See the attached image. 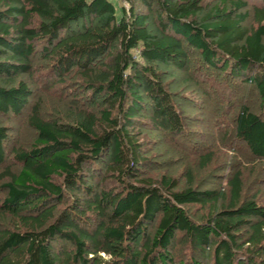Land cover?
<instances>
[{
	"label": "trees",
	"instance_id": "16d2710c",
	"mask_svg": "<svg viewBox=\"0 0 264 264\" xmlns=\"http://www.w3.org/2000/svg\"><path fill=\"white\" fill-rule=\"evenodd\" d=\"M125 1L128 10L113 0H0V113L27 109L33 92L21 77L35 74L39 56L50 66L44 87L80 73L92 106L71 122L33 108L35 141L14 148L0 173V264H264V193H248L244 171L206 189L192 171L185 186L155 179L145 173L140 130L184 134L158 66L183 70L197 51L210 76L204 92L225 105L223 141L264 162V0H221L209 10L205 0ZM221 74L226 80L213 78ZM239 81L255 87L260 106L232 101ZM7 139L0 126V164ZM194 205L208 211L197 217Z\"/></svg>",
	"mask_w": 264,
	"mask_h": 264
},
{
	"label": "rangeland",
	"instance_id": "374dc122",
	"mask_svg": "<svg viewBox=\"0 0 264 264\" xmlns=\"http://www.w3.org/2000/svg\"><path fill=\"white\" fill-rule=\"evenodd\" d=\"M220 1L205 0L204 7L209 10ZM113 2L117 6L119 3V6H124L127 10L130 7L125 0H113ZM138 9L147 12V9L141 5H138ZM248 10H250V17L245 25L252 28L256 22L251 3ZM158 23L157 19L151 18L149 24L153 32H156ZM202 64L204 63L199 52L191 51L190 61L183 70L164 65L158 66L167 88L172 92L174 101L183 113L186 129L182 136H171L148 125L140 129L144 145L143 156L151 160L145 173L155 179H159L162 175L174 177L178 179L181 186H185L188 182V173L192 171L194 184L206 189L217 188L220 185L227 186L225 179L237 169H241L245 173L248 193L254 194L257 191L264 193V162L254 160L242 145H233V148H237L234 152L230 146L233 143L232 139L223 141L224 132L220 131L218 125L219 120L221 122L222 116L226 114L225 105L217 104L213 94L204 92L210 90L211 86L203 80V78L210 80V76L200 68L199 65ZM49 69V62L40 56L37 57L35 74L21 77L28 82L33 92L29 106L20 115L0 113V126L8 129L7 156L5 162L0 164V173L3 172L5 166L12 164L11 154L14 148L28 149L35 141L37 131L29 122L35 106L40 107V114L44 118L61 122L74 121L78 113L92 108L82 85L83 77L80 73L72 72L65 75L63 82L59 81L53 89H50L51 87H44L43 81L45 76L46 79L50 77L48 76ZM217 75H213V78L218 82L226 80L222 74ZM237 85L232 96L233 102L240 100L242 103L254 104V106L261 105L260 98L252 84L240 82ZM225 117L232 119L229 114ZM219 143L222 145L220 146ZM212 150L215 152L213 163L209 167H202L199 163L200 157ZM14 168L18 167L14 166ZM6 180L0 182L1 197L6 195V191L2 188ZM63 206L61 205L60 208ZM191 208L197 217L208 211V208L199 205L191 206ZM102 256L104 259L110 258L105 253H102Z\"/></svg>",
	"mask_w": 264,
	"mask_h": 264
}]
</instances>
